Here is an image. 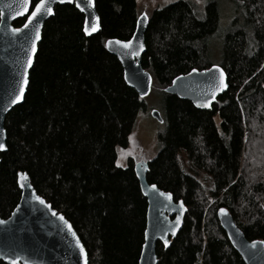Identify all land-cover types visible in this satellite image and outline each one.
I'll list each match as a JSON object with an SVG mask.
<instances>
[{
  "label": "trees",
  "instance_id": "16d2710c",
  "mask_svg": "<svg viewBox=\"0 0 264 264\" xmlns=\"http://www.w3.org/2000/svg\"><path fill=\"white\" fill-rule=\"evenodd\" d=\"M196 1L155 7L145 32L142 66L162 97L164 124L147 180L188 207L170 245L158 243V264H244L217 210L227 207L248 239L264 240V0H231L235 15L224 29L219 2L200 9ZM96 8L101 29L92 36L74 4H57L45 23L23 103L5 119L0 216L19 203L18 174L26 172L72 223L89 264H139L148 202L135 160L122 164L119 153L147 105L105 42L129 40L140 12L137 0H96ZM214 43L229 86L212 107L165 92L175 76L214 64ZM196 173L207 175L210 188Z\"/></svg>",
  "mask_w": 264,
  "mask_h": 264
},
{
  "label": "water",
  "instance_id": "95a60500",
  "mask_svg": "<svg viewBox=\"0 0 264 264\" xmlns=\"http://www.w3.org/2000/svg\"><path fill=\"white\" fill-rule=\"evenodd\" d=\"M46 3L51 13L43 12L29 20L28 17L35 10L33 0H29L27 9L22 6L23 0H0V144L3 145L0 148V162L1 154L7 149L6 116L23 103L43 28L54 15L55 6L79 4L80 7L76 8L84 14L83 31L88 29L87 34L84 31L85 35H95L101 29L96 0H91L90 4L89 0H46ZM21 18H25V22L15 26L14 22ZM148 23V14L140 13L135 32L129 39L132 44L128 48L116 41L126 43L129 40L108 38L105 42L107 50L121 62L125 81L142 98L150 94L153 85L152 74L142 66ZM93 26L95 31L92 30ZM228 86L225 69L220 64H211L175 76L165 92L191 101L198 109L208 110ZM150 114L163 122L157 108H153ZM134 168L148 202L145 239L139 264H158V243L165 246L167 241L165 247L170 245L171 239L183 227L188 207L182 200L176 201L171 192L148 182V161H135ZM18 186L22 192L19 203L9 217L0 216L3 222L0 223V260L6 264H13L14 260L17 264H89L87 249L72 223L37 192L26 172H19ZM41 200L44 203H40ZM221 209H224V213H221ZM217 217L244 264H264V240L248 239L225 206L218 208Z\"/></svg>",
  "mask_w": 264,
  "mask_h": 264
},
{
  "label": "rangeland",
  "instance_id": "374dc122",
  "mask_svg": "<svg viewBox=\"0 0 264 264\" xmlns=\"http://www.w3.org/2000/svg\"><path fill=\"white\" fill-rule=\"evenodd\" d=\"M139 12L150 14L157 6H164L176 0H137ZM197 2L196 0H194ZM200 9L206 4L207 0H201ZM221 9V26L226 28L235 15V10L231 0H217ZM222 43V42H221ZM208 62L220 64L222 62V46L219 43H214L211 46ZM147 109L140 111L134 132L131 136L130 145L126 150H121L119 153L122 164H125L127 158L132 157L135 161L150 160L159 151L158 134L164 128V124L156 120L150 111L157 108L163 113V100L158 90H151L150 94L145 97ZM192 171V170H191ZM194 172V171H193ZM198 174V173H196ZM198 178L205 182L210 188V179L205 174H198Z\"/></svg>",
  "mask_w": 264,
  "mask_h": 264
},
{
  "label": "snow or ice",
  "instance_id": "6c2138e0",
  "mask_svg": "<svg viewBox=\"0 0 264 264\" xmlns=\"http://www.w3.org/2000/svg\"><path fill=\"white\" fill-rule=\"evenodd\" d=\"M69 2H72V0H69ZM28 3H29V0H23V5L22 6L25 9H27ZM90 3H91V0H89V4ZM76 6L80 7L79 4H77ZM34 8H35V10L32 12L31 16L28 17L29 20H32L33 17H37L40 13H43V12L51 13V8L47 5L46 0H39L38 3H35ZM25 27H27V25H25ZM92 30L95 31V27L94 26H93ZM16 31H18V30H16ZM84 31H85L86 34L88 33V29L87 28H85ZM37 38H39V37L37 36ZM109 43H111V42H109ZM116 43L120 44L124 48H128L132 44V41L129 40L126 43L125 42H121V41H116ZM221 75H223V74L221 73ZM21 91H23L22 88H21ZM17 99H19V97H17ZM13 102H15V101H13ZM2 147H3V145L0 144V148H2ZM153 187H155V186H153ZM37 199L39 200V197H37ZM40 203H44V201L41 200ZM220 211H221V213H224V209H221ZM61 219H63V217H61ZM0 223H3V222L0 221ZM77 243H79V242L77 241ZM165 246H167V241H165ZM253 247H255V244H253ZM80 251H81V253H83V248L82 247H81ZM13 264H17V262L14 260Z\"/></svg>",
  "mask_w": 264,
  "mask_h": 264
}]
</instances>
